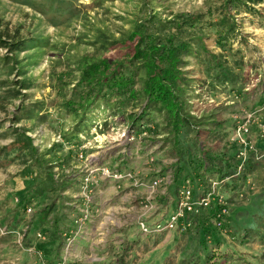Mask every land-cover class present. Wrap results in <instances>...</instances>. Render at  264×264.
Returning <instances> with one entry per match:
<instances>
[{
	"label": "rangeland",
	"instance_id": "1",
	"mask_svg": "<svg viewBox=\"0 0 264 264\" xmlns=\"http://www.w3.org/2000/svg\"><path fill=\"white\" fill-rule=\"evenodd\" d=\"M49 1L0 0L1 38L24 41L16 51L0 45V264H264V0L231 10L239 26L229 47L207 28L211 49L243 60L233 65L241 80L213 87L192 59V112H213L220 125L200 135L182 126L176 146L156 122L134 133L103 111L65 140L71 119L60 105L77 98L76 57L112 56L105 39L147 8L215 18L221 0H60V9ZM36 101L44 116L26 113ZM249 114L244 160L236 131ZM23 132L32 146L12 148ZM215 180L209 205L166 226L185 187L196 201Z\"/></svg>",
	"mask_w": 264,
	"mask_h": 264
},
{
	"label": "trees",
	"instance_id": "2",
	"mask_svg": "<svg viewBox=\"0 0 264 264\" xmlns=\"http://www.w3.org/2000/svg\"><path fill=\"white\" fill-rule=\"evenodd\" d=\"M19 1L29 5L41 3V0ZM59 1L50 0L49 5L55 4L53 8L58 6L60 9ZM260 1L221 0L215 18L206 17L202 11L163 15L160 9L149 7L146 14L127 30L105 39L107 48L115 50L112 56L87 53L77 56L79 77L72 87L77 98L70 97L60 105L63 118L68 116L71 119L69 127L62 130L63 138L76 140L79 134L91 128L99 111L111 116L120 114L134 133L151 129L149 124L156 122L155 127L158 126L175 146L182 126L195 131L196 135H200L203 129L216 130L220 123L213 112L200 115L192 112L191 98L195 89L186 66L192 59L202 65L207 81L209 79V85L213 87L240 81L241 76L233 65L240 66L243 60L230 59L226 53L211 49L206 42L207 28L216 26L218 45L222 49L229 47L239 26L231 10L250 11L254 9L252 3ZM151 2L143 0L145 5L151 6ZM23 42L21 39L8 42L0 35V45L7 44L11 51L20 50ZM24 81L23 85L27 83L26 79ZM41 110L42 103L36 101L26 113L31 115L34 111L36 115L44 116ZM32 141L23 132L10 146L23 150L32 146ZM221 262L216 263L223 264Z\"/></svg>",
	"mask_w": 264,
	"mask_h": 264
},
{
	"label": "built area",
	"instance_id": "3",
	"mask_svg": "<svg viewBox=\"0 0 264 264\" xmlns=\"http://www.w3.org/2000/svg\"><path fill=\"white\" fill-rule=\"evenodd\" d=\"M249 117H250V114L247 117L248 118L247 121H244V122H242V124L238 125L237 131H236L237 135L240 137L241 144H243L242 155L244 157V160L246 159L247 154H248L247 149L249 147L253 148V145L249 143L248 137L246 135L250 131L249 124H248V122L250 120ZM259 131H260V134L264 135V120L259 121ZM260 155L264 156V146L262 147V152ZM157 182H158V180L155 179V180L149 182L148 184H146V186L147 187L149 186L151 189H154L157 186L156 185ZM218 182H219L218 180H215L214 181L215 185L212 187V191H209L207 196H202L201 199H196V201L189 199L190 195H191V190H190V188L185 187L183 189L184 197L180 201L178 210L176 211V213H174V215L171 216L170 219H168V221L166 222V226H169V227L174 226L186 210H189V211L197 210L196 204L209 205L211 200H212V199H210V196L212 195V193L215 192L216 184H219ZM30 209H31V207H30ZM223 212H225L224 209L222 210V213ZM219 222H221V221H219Z\"/></svg>",
	"mask_w": 264,
	"mask_h": 264
}]
</instances>
